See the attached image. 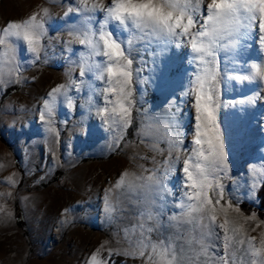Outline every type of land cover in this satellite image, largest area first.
Wrapping results in <instances>:
<instances>
[{
    "label": "rangeland",
    "instance_id": "374dc122",
    "mask_svg": "<svg viewBox=\"0 0 264 264\" xmlns=\"http://www.w3.org/2000/svg\"><path fill=\"white\" fill-rule=\"evenodd\" d=\"M38 2L41 8L48 9L45 49L40 59L34 60L19 46L20 82L13 77L12 82L0 84V148L5 151V155L0 152V206L3 207L0 264H88L90 254L96 250H100L97 259L102 258L106 264H145L143 258L125 254L129 243L123 230L140 222V213L152 203V196L114 190L113 203L114 199L121 201L118 203L121 207H116L114 216L109 218L104 212L105 194L126 170L143 176L157 170L164 176L157 166L167 152L160 153L152 147L158 143L166 149L167 143L161 138L164 131L153 128L151 136L145 132L146 126L169 108L182 109L177 113L182 147L190 148L193 110L189 102L180 103L191 72L187 50L171 45L137 46L133 55L142 71L135 84L132 123L126 130H109L96 115L102 97L89 91L90 86H98L99 82L86 80L79 92L73 85L79 78V67L78 61L71 58L81 46L69 33L80 21L74 12L68 17L64 14L75 5L72 0ZM109 2L105 0L106 4ZM17 3V0H0V28L16 19L20 13ZM233 59L237 63L228 64L227 68L244 71L248 63L264 60V52L253 38L250 47L245 45L235 57H229ZM6 67H3L5 73ZM222 67H225L223 63ZM225 83L223 99L229 91L233 100L239 95L237 87L247 85ZM58 84L70 88L69 96L75 107L69 109L67 100L59 98L63 102L58 100L51 117L53 123L49 125L41 121L40 110L47 93ZM259 92H264V84H260ZM254 104L259 113L255 116L246 112L243 121L235 110L228 111V107L221 108L219 116L230 163V172L223 180L224 199L231 200L233 205L228 219L238 218L236 226L241 227V235L255 237L253 244L260 247L264 213L240 207L242 202L259 206L260 186L252 187L249 166L256 164V175L261 177L264 97H256ZM230 119L241 122L232 125ZM49 127H55L56 133L49 132ZM181 168L182 159L164 179L165 186L175 196H181L182 192ZM153 207L161 212L164 227L153 232L151 238L166 239L173 230L167 227L166 214L162 211L170 213V209L159 208L156 198ZM17 208L21 222L16 220ZM175 211L178 210L172 213ZM224 218L223 213L218 214L217 222L222 223ZM213 242L219 243L215 239Z\"/></svg>",
    "mask_w": 264,
    "mask_h": 264
},
{
    "label": "snow or ice",
    "instance_id": "6c2138e0",
    "mask_svg": "<svg viewBox=\"0 0 264 264\" xmlns=\"http://www.w3.org/2000/svg\"><path fill=\"white\" fill-rule=\"evenodd\" d=\"M72 3L75 6L64 15L68 17L74 12L79 18L78 27L69 35L81 46L79 78L73 85L79 92L86 80L99 82L98 86H90L89 91L102 97L96 115L109 130H126L132 123L135 84L142 71L133 55L137 46L171 45L185 48L188 53L191 72L180 103L189 102L193 110L190 148L182 147L184 141L177 120L182 109L169 108L147 125L145 132L151 136L155 128L165 133L161 138L167 143L166 150L158 143L152 145L157 152H167L157 166L164 176L157 170L147 176L126 170L113 188L106 190L104 212L109 218L117 210L111 198L114 190L152 196V203L140 213V222L123 230L129 243L125 254L143 258L145 264H264V234L260 247H256L255 237L241 235V227L236 226L238 218L228 219L233 205L231 200L224 199L223 180L230 172V163L219 116L221 108L255 102L251 96L225 101L226 81L264 84V60L248 63L244 71L227 68L228 64L237 63L229 57H235L245 45L250 47L253 38L264 52V0H110L107 4L105 0H72ZM47 19L48 9L43 8L26 18L9 20L0 28V84L12 82L13 77L20 82V44L34 60L40 59L45 49ZM4 66L8 67L7 73ZM69 92L68 86L58 84L47 93L40 110L41 121L52 125L51 117L61 97L67 100L69 109L75 107ZM257 95L264 97V92ZM48 130L56 133L55 127ZM181 159L182 192L172 205L178 211L167 217V227L173 231L166 239L153 240L151 234L164 227L161 212L153 207L155 198L161 193L171 194L164 179ZM249 168L252 187H264V164L259 168L261 177L256 175V164ZM220 213L225 217L222 223L217 222ZM99 255L100 250L90 254L88 264H106L102 258L97 259Z\"/></svg>",
    "mask_w": 264,
    "mask_h": 264
},
{
    "label": "bare ground",
    "instance_id": "6f19581e",
    "mask_svg": "<svg viewBox=\"0 0 264 264\" xmlns=\"http://www.w3.org/2000/svg\"><path fill=\"white\" fill-rule=\"evenodd\" d=\"M17 1H18L17 4L19 6L20 13L16 15V17H15L16 19L14 18L15 20L26 18L28 15H30L33 12H40V10L43 8V7L41 8V4H40L41 2L39 3L38 0H17ZM20 49L21 50L25 49L22 44H20ZM79 57H80V51H75V57H72L71 60L72 61H75V60L79 61ZM245 84H247V85L237 87V93L239 95L234 97L235 98L234 100L247 99L250 96L255 97V100H256V97H258L257 93L259 91L260 84L259 83H251L250 85H248L249 83H245ZM232 98H233V96L231 95V92L227 91L225 94L224 100L225 101H232L233 100ZM234 110L239 114L238 116L242 119V121H243L242 116L246 112H250L251 115H255V116L259 113L258 108L256 107V105L254 103L244 104V105H236L235 107H232V106L228 107V111L231 112ZM237 121L241 122L240 119H238V120L230 119L229 120V122L232 123V125L234 122H237ZM166 149H167V145H166ZM0 152L3 155H5V153H4L5 151L2 150L1 148H0ZM170 193L171 194L168 196H166L164 193H161L159 196L156 197V205L159 206V208H163V207L168 206L170 209V213L169 212L165 213V211H162L163 214H166V216H165L166 218L170 214H172V211L177 210L172 205L175 203L176 200H178L180 198V196L173 195L172 191H170ZM115 203H117V204H115ZM118 203H121V201H115V199H114L115 206L121 207V205Z\"/></svg>",
    "mask_w": 264,
    "mask_h": 264
},
{
    "label": "trees",
    "instance_id": "16d2710c",
    "mask_svg": "<svg viewBox=\"0 0 264 264\" xmlns=\"http://www.w3.org/2000/svg\"><path fill=\"white\" fill-rule=\"evenodd\" d=\"M258 196H259V206L255 207L253 205H250L246 202H242L240 204V207H242L243 209L246 210H256V211H260L262 213H264V187L260 186L259 190H258ZM16 220L17 222H21L22 218H21V213L20 210L17 208L16 209Z\"/></svg>",
    "mask_w": 264,
    "mask_h": 264
}]
</instances>
